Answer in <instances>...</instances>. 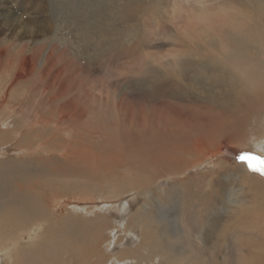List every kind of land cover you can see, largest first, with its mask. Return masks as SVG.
<instances>
[{"label":"bare ground","instance_id":"1","mask_svg":"<svg viewBox=\"0 0 264 264\" xmlns=\"http://www.w3.org/2000/svg\"><path fill=\"white\" fill-rule=\"evenodd\" d=\"M148 1L149 9L144 4L145 0H122L116 6L119 12L117 16L121 15L126 22H134L143 18L154 19L157 18L154 14L161 13L170 30L179 29V33L168 44V54L155 57L158 52L152 54L148 46L136 58L141 70H137L135 77H128L131 94L126 96L119 91L118 95L112 94V87L108 91L105 88L110 92L106 93V98L110 97L114 101L118 111L109 127L117 131L116 137H123L122 142L119 141L121 154L108 165L109 169L112 171L114 167L122 166V169L133 171L136 180L132 182L133 185L130 183V190H135L137 196L143 197L130 217V227L119 226L129 228L127 233H136V238H131L137 245L125 248L129 236H118L120 232H117L118 235H114L115 256L109 257L105 252L97 253L104 240L103 231L109 227L117 229L118 225L115 227L108 220L100 223L87 221L88 224L76 220L64 230L63 239L64 243L71 242L81 253L78 260L72 254L64 259L70 264H93L90 255L94 253L100 254L103 261L108 258L106 262L110 261L109 264H122L127 260L134 262L132 264H143L142 261L149 257L153 261L157 256L164 264H264V177L251 169L253 163L261 165L264 159L242 162L239 155L238 159L234 157L235 153L243 151L245 147L244 125L248 109L261 111L264 107V0H220L218 7L211 0ZM21 8L16 11H0V17L8 28L16 24L19 31L24 32L27 22L20 15ZM29 26L34 27L33 24ZM160 27L168 28L163 24ZM63 49H59L60 55L67 54L63 62L70 81L75 82L79 77H84V82L90 81L82 87L83 93L81 90L76 95L74 93L77 99L61 112L63 117H68L70 111L64 110L72 109L71 116L76 121L73 123L79 126L80 121H87L91 114L81 104L83 100L80 97L88 105L91 96H97L94 90L97 83L94 82H100V79L93 74L89 75L86 71L88 66L79 65L74 58L76 56L67 58L68 52ZM150 60L154 63L150 74L146 76L144 70L148 68ZM21 68L15 83L28 77L26 72L30 65L22 64ZM117 85L121 87L118 81ZM63 92L66 89H62L59 95ZM257 129L259 135L255 145L261 149L263 128L258 126ZM80 148L61 151L62 155L51 160L52 163H59L58 169V165L50 164L56 166L55 170L46 174L60 180L72 171L74 176L80 175L86 181L93 180L98 176L96 166H99V156L96 157V151L95 154L88 152L89 155ZM244 154L254 155H250V152ZM244 154L240 153L241 157ZM63 163L70 164L67 173ZM26 190V185L20 186L16 197L3 204L6 214L0 215L1 228L7 226L2 221L9 215L11 224L8 229L16 236L23 231L12 243L13 250H18V254H15L17 262L20 257V239L33 245L52 244L47 241L43 243L42 240L47 235L43 232V222L47 217L45 208L33 200L30 202ZM89 203L83 200L65 201V205L87 212L90 210ZM90 204L99 207V204ZM31 221L32 226L29 228ZM3 255L11 259L14 251L9 246H0V256ZM146 255L149 257L146 258Z\"/></svg>","mask_w":264,"mask_h":264},{"label":"rangeland","instance_id":"2","mask_svg":"<svg viewBox=\"0 0 264 264\" xmlns=\"http://www.w3.org/2000/svg\"><path fill=\"white\" fill-rule=\"evenodd\" d=\"M121 1L122 0H0V11L12 9V11H16L22 7L20 15L23 16L27 22L25 25L26 30L20 32L16 24L8 28L0 17V215L6 214L3 209L5 208L3 204H7L8 201L16 197L17 189L20 186L26 185V192L29 195L30 202L33 200L40 204L45 208L47 213V217H45L46 220L43 222L45 230H43V232L47 235L43 236V243L46 241L52 242V244L45 243V245H39L41 244L39 243L33 245L28 243L27 240L20 239L21 248L19 249V254L21 258L19 257L17 262V258H15L17 256H15V254H18V250H13L12 243L13 240L22 235L23 231L18 236L12 233L13 231L8 229V226L11 224L9 219L11 218L9 215H6L2 222L7 226H2L3 229L0 226V246H9L11 251H14V255H11V259L4 257L5 255L0 256V264H16V262L19 264H37L38 262V264H70V262L65 260L68 255L72 254L73 256H77V259L81 251L79 252L76 250L69 241L64 243L65 238L63 239V236L65 235L64 230L67 226L71 225L72 222L76 220L82 224H88L87 221L91 223H100L108 220L112 221L115 227L118 225L117 229L109 227L103 231L102 235L104 234V240L97 253L102 252L104 254L105 252L108 256L110 255L109 257L115 256L114 246H116V237H114V235H118L117 232H120L118 236H129V242H127L130 245L126 243L125 248H132L137 245L131 238H136V233H127L129 228H120L119 226L125 225L130 227V217L135 213L137 207L143 201V197L140 195L137 196L135 190H130L136 180L133 171L122 169V166H116L112 171L109 169L110 167L108 165L116 161L121 154L119 141L122 142L123 137H116L117 131L114 132L113 129L109 127L110 122L115 119L114 116L118 114V111L116 110L114 101L110 97L109 99L106 98L108 95L106 93H110L107 91L112 87V94L116 93L118 95V91L120 94L126 96L131 94V89L129 87L130 80L128 77H135V74L141 70V67L136 63V58L143 54L148 46L152 54L155 55L156 53L153 52H158L155 57H162L168 54V44L175 40L176 33H179V29L170 30L167 26L168 24L165 22L166 20L164 21L162 18L161 13L154 14L157 17H154V19L152 17L143 18L141 21H130L131 23L126 22L121 18V15H118L119 17L117 16L119 13L117 7ZM211 1L214 4L216 3V7L220 4V0ZM144 4L146 7L148 6L147 9L151 8L148 0H145ZM185 4L187 5L188 3ZM111 9L114 13L110 11ZM106 11L111 15L107 14ZM105 22L107 24L109 22V24L107 25ZM32 24L34 27L30 28L29 25ZM161 24L169 29H162L160 27ZM27 29H29V31H27ZM102 30L103 32H101ZM100 39L104 41V43ZM146 39L147 41L150 40L147 42ZM156 45L158 47L161 45V49L157 50ZM55 46L57 48H55ZM63 47L65 49H63ZM59 49L66 50L69 56L67 58L69 59L74 56H79L80 58L74 57L78 64L87 65L88 69H86V71L89 75L93 74V76H98L96 78L100 79V82H94L97 83L95 84L96 89H94L97 96H91L92 100H90L88 105L87 101L80 97V99L83 100L81 104L87 107L86 111H89L91 114H89L88 119L90 122L88 120H81L79 126L73 123L76 121L73 120L71 116L72 109L64 110V112L70 111L68 117H63L61 112L77 99L74 97V93L76 95L80 90V92L83 93L82 87H84L85 83L90 81L84 82V77H79L75 82L70 81L66 71V65H64L63 62L67 54H64V56L60 55L61 51ZM56 53L57 55H55ZM153 60H150L147 66L148 68L144 70L145 73L143 72L146 76L150 74L151 66L154 63ZM22 64L30 65V71L28 70L26 72V76L28 77L15 83L14 80L16 79L18 70L22 69ZM90 68L93 70L91 71ZM103 79L105 81H103ZM117 81L118 84H121L119 88L117 87ZM7 83L9 85H7ZM88 84H86V86ZM66 86H68V88ZM106 86L109 87L107 88ZM117 88L118 90H115ZM62 89H66V92H63V95H59ZM94 90L91 91L93 92ZM58 95L60 96L59 98ZM40 99H42L43 102ZM67 101L68 103L70 102V104H68ZM89 107L91 109H89ZM261 109V111L260 109H248L246 113L247 121L244 125L246 140L243 142V146L246 148L244 147L243 151L235 153L234 157L239 155L241 158L240 153L249 154L250 152V155L254 153L253 156L264 159V107ZM68 121L72 122L69 123ZM258 126L263 128L261 149L259 147L257 149L255 145V139L259 135ZM71 146L73 149H79L81 147L82 150H85L87 153L93 152V154H95L96 151L97 156H95H99L98 161L100 160V162L99 166H96L98 176L94 177L95 180L93 178L91 181H86L84 178L81 179L80 175L74 176L73 173H71L72 171H70L69 174L68 170L70 167L68 166L70 164L64 165V163L62 166L64 165L65 168L67 167L65 173L68 172L69 176L66 174L64 178L59 180L57 177L54 178L48 175L50 172L54 171L55 167L59 164L57 161L52 163L51 160L54 158L56 159L58 155H62L66 149H71ZM225 146H228V144H225ZM90 153L88 154L91 155ZM243 156L246 155L244 154ZM40 157L42 159H40ZM48 164L49 166H46ZM50 164H55L56 166H50ZM254 165L257 167L260 166L253 163L251 169ZM46 167L49 168L46 169ZM58 167L59 165L56 168L58 169ZM47 172L49 173L46 174ZM259 175L264 177V174L260 173ZM24 180H26L27 183ZM80 200L99 204V207H92L93 205L89 203L88 207L90 210L87 212L80 208H73L72 205H65V201L74 202ZM11 217L17 218L16 216ZM31 226L32 221L29 223V228ZM1 231L3 233H1ZM52 237H54V239ZM90 256L92 257L91 263L93 262V264H104L108 259L105 258L103 261L100 254L93 253ZM147 257L149 256L146 255V258ZM14 259H16V261ZM159 260L160 258L157 256L153 261H151L149 257V259L142 262L143 264H164L162 260ZM12 261L14 262L11 263ZM109 262H106V264H109ZM128 262L130 264L134 263L131 262V260H127L122 264H129ZM115 264L119 263L116 262Z\"/></svg>","mask_w":264,"mask_h":264},{"label":"snow or ice","instance_id":"3","mask_svg":"<svg viewBox=\"0 0 264 264\" xmlns=\"http://www.w3.org/2000/svg\"><path fill=\"white\" fill-rule=\"evenodd\" d=\"M242 161H251V160H253V159H256V160H262V158H260V157H255V156H242L241 158H240ZM252 170L253 171H257V172H260L261 174H264V162H262L261 163V165L259 166V167H257V166H252Z\"/></svg>","mask_w":264,"mask_h":264}]
</instances>
